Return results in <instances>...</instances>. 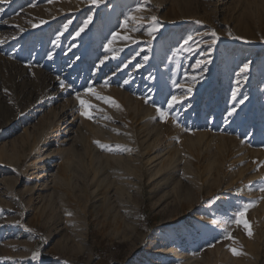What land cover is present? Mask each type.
<instances>
[{
	"label": "rangeland",
	"instance_id": "obj_1",
	"mask_svg": "<svg viewBox=\"0 0 264 264\" xmlns=\"http://www.w3.org/2000/svg\"><path fill=\"white\" fill-rule=\"evenodd\" d=\"M0 9V264H264V0Z\"/></svg>",
	"mask_w": 264,
	"mask_h": 264
},
{
	"label": "snow or ice",
	"instance_id": "obj_2",
	"mask_svg": "<svg viewBox=\"0 0 264 264\" xmlns=\"http://www.w3.org/2000/svg\"><path fill=\"white\" fill-rule=\"evenodd\" d=\"M4 2H6V0H4ZM102 2V0H92V3L93 4H97V3H100ZM0 11H2V9H0ZM132 19H135V17H131ZM154 21H155V17L152 18ZM89 20H91V17H89ZM87 25H85L86 27ZM156 29H152V31H155ZM81 31H83V29H81ZM149 35H151V31L148 33ZM77 35H79V32L77 33ZM211 35L214 37V39L211 41V44H215L216 41L219 39V37L216 35V33L213 31L211 33ZM117 38H121V39H131V37L129 36H123V37H119L118 34H113V40L117 39ZM189 40L191 39V37L188 38ZM236 39H240L239 37H236ZM188 41L186 40L185 43H187ZM111 43V41L109 42ZM51 58V57H50ZM145 59H147V57H145ZM199 63V62H198ZM248 70V64L245 63L243 65V68L241 69L242 72H246ZM195 79V78H193ZM61 87H64V84L63 82H61ZM89 91H92V90H89ZM189 91H191V89H189ZM92 94L93 95H96V98L99 99V100H103L105 103H111L113 106H116V107H119V105H116L114 101L111 100L110 97H102V96H99L98 94H96L94 91H92ZM77 99L80 100V97H79V94H77ZM173 102H178L176 101V97H172V100L169 101V107L172 106V103ZM241 103H243V101H241ZM80 105L81 107L84 109V111L81 112V115L85 116L86 118L88 119H91L92 118V113L89 111V109L91 108H94L95 106L92 105V104H89L87 101L85 100H80ZM99 110V109H98ZM157 111L159 112V115L161 117L162 120H165L167 118V113L161 111L160 109H157ZM233 111H235V109H233ZM232 113H229V115H231ZM107 118V117H105ZM98 145H99V141L96 142ZM100 147H105L104 145H99ZM117 148H120L119 145H117ZM108 151H112L113 149L111 147H108L107 148ZM261 191H264V189H261ZM247 208V206H246ZM246 210V209H245ZM233 223H236L237 225H243V227L247 230L248 232V235L251 236L252 235V232H251V226L250 224L248 223V221L245 219V213L244 211H240V212H237L235 214V219L232 221ZM228 238H231V236L229 235ZM233 253L234 254H239L236 252L235 249H232ZM39 257V253H34V256L33 258L34 259H37Z\"/></svg>",
	"mask_w": 264,
	"mask_h": 264
},
{
	"label": "bare ground",
	"instance_id": "obj_3",
	"mask_svg": "<svg viewBox=\"0 0 264 264\" xmlns=\"http://www.w3.org/2000/svg\"><path fill=\"white\" fill-rule=\"evenodd\" d=\"M37 103H38V102H37ZM60 111L62 112V115H63V111H62V109H61ZM59 113H60V112H59ZM60 114H61V113H60ZM72 144H77V143H72ZM53 166H54V165L50 166V168L53 167ZM184 238H185V236H180V235L175 236V239H177V240H175V241H176V244H177L178 246H180L182 250H186V251L190 252V250H191L192 248H191L189 245L187 246V244H185L187 241H186V239H184ZM154 252L157 253V250H154ZM176 252H177V250L174 249V250L172 251L170 257H168V258H170V259L177 258V257H175ZM153 264H160V263H153Z\"/></svg>",
	"mask_w": 264,
	"mask_h": 264
}]
</instances>
